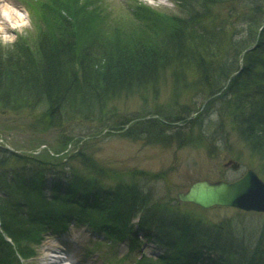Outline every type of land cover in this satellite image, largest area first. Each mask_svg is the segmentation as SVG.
Instances as JSON below:
<instances>
[{
  "label": "trees",
  "instance_id": "trees-1",
  "mask_svg": "<svg viewBox=\"0 0 264 264\" xmlns=\"http://www.w3.org/2000/svg\"><path fill=\"white\" fill-rule=\"evenodd\" d=\"M25 1L38 38L0 53V113L38 131L97 119L100 133L127 128L125 136L209 151L218 141L231 149L234 136L264 180V0H176L174 11L128 0L132 21L107 0ZM165 83L168 100L151 111L116 119L108 111L121 96L158 99ZM62 136L59 151L74 140ZM11 148L0 142V264L35 257L45 232L72 223L127 240L131 254L140 231L161 252L135 264H264V229L249 243L229 220L153 200L147 187L161 174L132 170L122 179L87 153ZM70 161L80 166L64 167Z\"/></svg>",
  "mask_w": 264,
  "mask_h": 264
},
{
  "label": "rangeland",
  "instance_id": "rangeland-1",
  "mask_svg": "<svg viewBox=\"0 0 264 264\" xmlns=\"http://www.w3.org/2000/svg\"><path fill=\"white\" fill-rule=\"evenodd\" d=\"M107 1L111 3L117 17L133 20L132 13L126 6L128 0ZM140 1L156 9L176 10V0ZM5 3L24 11L23 25L15 29L10 28L7 31H2L1 22L3 20L0 16V53L6 54L17 51V46L21 45L18 44L20 38L34 44L38 37L26 1L3 0L0 5ZM168 97V84L165 83L160 90L158 99H154L151 93L147 94L146 101L139 94L121 96L109 105L108 111L116 109L115 119L118 116L123 118L134 117L139 115L142 109L151 111L155 103H165ZM100 124L99 120L93 119V121L69 123L62 130L58 127H45L48 129L38 131L32 129L23 116L17 117L0 113V142L9 147L12 145L19 146L20 151L24 150L27 153H34L42 146H48L51 151L49 153L53 156L63 157L65 155L72 156L77 152L87 153L101 167L112 171L111 176L122 179H126L125 174L132 170H145L153 174H161L165 177L149 182L150 186L147 187L152 193L153 200L163 205L166 204L168 208L173 205L181 212L193 211L208 221L229 220L242 227V232L249 243L256 241L264 229V214L262 213L247 212L231 207H213L200 210L191 205H177V192L185 191L194 181L203 179L234 181L240 178L247 169H252L259 175V160L250 153L242 142H238L232 136L227 140L228 143H232L230 144L231 149L226 147L224 141H218L217 147H211V151H209L204 145H179L178 141L169 144H156L152 141L148 142L125 136L124 133L127 128L107 129L100 133ZM164 130H166L167 135L171 133L168 127ZM65 131L72 134L74 140L64 150L59 151V144ZM179 139H183L182 136ZM41 143L45 144L40 145ZM229 160L237 162L239 167L233 169L230 165L224 166ZM72 165L78 168L80 163L70 161L64 164V167L67 168V166ZM137 235L142 241L139 249L131 254L127 240L113 241L85 225L80 226L72 223L61 232H45L42 242L36 247V256L32 258L22 256L19 261L20 264H47L52 259L51 255L61 253L65 256L62 258L61 264H66V260H70L73 264H135L136 260L142 256L141 254L149 257H157L160 254L161 249L158 245L153 241L143 240L145 236L140 231H137ZM154 257L152 258L155 259Z\"/></svg>",
  "mask_w": 264,
  "mask_h": 264
},
{
  "label": "water",
  "instance_id": "water-1",
  "mask_svg": "<svg viewBox=\"0 0 264 264\" xmlns=\"http://www.w3.org/2000/svg\"><path fill=\"white\" fill-rule=\"evenodd\" d=\"M6 147L14 150L7 145ZM228 165L233 169L239 167L233 160L224 164ZM177 197L180 202L191 203L203 209L232 207L264 214V180L252 169H247L234 181L208 179L194 181L185 191H178Z\"/></svg>",
  "mask_w": 264,
  "mask_h": 264
},
{
  "label": "bare ground",
  "instance_id": "bare-ground-1",
  "mask_svg": "<svg viewBox=\"0 0 264 264\" xmlns=\"http://www.w3.org/2000/svg\"><path fill=\"white\" fill-rule=\"evenodd\" d=\"M1 2H3V0H0V3ZM23 12L22 9H17L9 3H5L2 6L0 5V16L3 20V22H1L2 31H7L10 28L15 29L23 25ZM51 256L52 259H50L47 264H61L63 262L62 258H65L61 253L53 254ZM65 262H67L66 264H71L69 260H66Z\"/></svg>",
  "mask_w": 264,
  "mask_h": 264
}]
</instances>
